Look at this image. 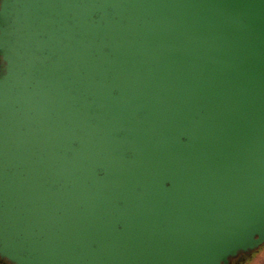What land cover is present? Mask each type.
Instances as JSON below:
<instances>
[{
  "label": "water",
  "instance_id": "water-1",
  "mask_svg": "<svg viewBox=\"0 0 264 264\" xmlns=\"http://www.w3.org/2000/svg\"><path fill=\"white\" fill-rule=\"evenodd\" d=\"M263 246L264 0H0V262Z\"/></svg>",
  "mask_w": 264,
  "mask_h": 264
},
{
  "label": "flooded vegetation",
  "instance_id": "flooded-vegetation-1",
  "mask_svg": "<svg viewBox=\"0 0 264 264\" xmlns=\"http://www.w3.org/2000/svg\"><path fill=\"white\" fill-rule=\"evenodd\" d=\"M263 247H264V246H263ZM263 247H261V248H263ZM261 248H260V249H261ZM260 249H258L257 251H255L254 253H252V254L249 255V256H240V257H238V258H236V259H233V260L231 261L230 264H247V263L250 261V259L253 258L254 255H255L258 251H260ZM0 264H5V263L0 262Z\"/></svg>",
  "mask_w": 264,
  "mask_h": 264
},
{
  "label": "rangeland",
  "instance_id": "rangeland-1",
  "mask_svg": "<svg viewBox=\"0 0 264 264\" xmlns=\"http://www.w3.org/2000/svg\"><path fill=\"white\" fill-rule=\"evenodd\" d=\"M247 264H264V247L261 248Z\"/></svg>",
  "mask_w": 264,
  "mask_h": 264
}]
</instances>
